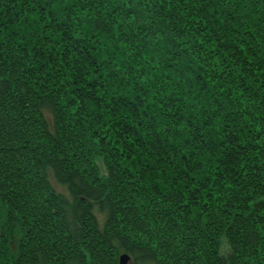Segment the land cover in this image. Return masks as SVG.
I'll use <instances>...</instances> for the list:
<instances>
[{"label":"trees","instance_id":"1","mask_svg":"<svg viewBox=\"0 0 264 264\" xmlns=\"http://www.w3.org/2000/svg\"><path fill=\"white\" fill-rule=\"evenodd\" d=\"M122 253L264 264V0H0V264Z\"/></svg>","mask_w":264,"mask_h":264},{"label":"water","instance_id":"2","mask_svg":"<svg viewBox=\"0 0 264 264\" xmlns=\"http://www.w3.org/2000/svg\"><path fill=\"white\" fill-rule=\"evenodd\" d=\"M119 259H120V264H128V261H129V256L126 254V253H122L120 256H119Z\"/></svg>","mask_w":264,"mask_h":264},{"label":"rangeland","instance_id":"3","mask_svg":"<svg viewBox=\"0 0 264 264\" xmlns=\"http://www.w3.org/2000/svg\"><path fill=\"white\" fill-rule=\"evenodd\" d=\"M99 162V161H98ZM100 166H101V170L103 171V167L101 162H99ZM222 249H224L225 251L227 250V248H225V246L222 247ZM128 264H131V260L128 261Z\"/></svg>","mask_w":264,"mask_h":264}]
</instances>
